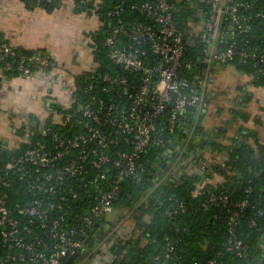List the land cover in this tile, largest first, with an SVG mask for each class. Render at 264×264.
I'll return each mask as SVG.
<instances>
[{
    "label": "built area",
    "instance_id": "1",
    "mask_svg": "<svg viewBox=\"0 0 264 264\" xmlns=\"http://www.w3.org/2000/svg\"><path fill=\"white\" fill-rule=\"evenodd\" d=\"M206 1L209 8L197 31L202 53L191 61L185 57L171 0L128 4L117 0L108 8H104L106 0H71L79 11H86L90 2L99 25L104 20L98 10L104 15L109 28L102 44L108 63L101 72L91 71L86 91L99 93L78 103L76 120L75 113L63 106L38 116L39 132L50 137V145L30 142L34 131L27 128L28 146L0 163V264H62L78 254L93 256L98 247L93 240L101 233L95 234V225L114 211L121 182L137 173L142 154L152 146L166 147L168 152L186 147L187 136L177 143L171 134L175 129L187 133L188 113L194 111L196 119L205 110L213 64L237 58L240 63L251 62L255 73L248 74L249 79L264 75V46L236 48L237 36L250 28L245 12L251 3ZM260 16L264 26V11ZM12 56L17 59L14 67L8 59ZM57 65L47 53H21L0 41L2 72L14 69L31 80L37 72L51 76ZM189 70H196V75L185 90L187 79L182 73ZM49 117L51 123L46 124ZM67 122L77 123L79 130L62 131ZM161 129L167 138L157 135ZM216 199L211 195V200ZM220 199L224 204L226 197ZM246 204H238L239 210ZM174 212L166 210L168 215ZM238 212L232 211L228 220L229 248L241 251L244 245L232 229ZM207 264L217 262L211 259Z\"/></svg>",
    "mask_w": 264,
    "mask_h": 264
},
{
    "label": "trees",
    "instance_id": "2",
    "mask_svg": "<svg viewBox=\"0 0 264 264\" xmlns=\"http://www.w3.org/2000/svg\"><path fill=\"white\" fill-rule=\"evenodd\" d=\"M23 1L27 7L42 6L47 11L62 5L59 0ZM116 1L106 0L104 8ZM131 1L126 0V4ZM171 1L175 6L174 20L183 33L185 57L193 61L202 53L197 31L205 21L204 11L209 8V3L206 0ZM247 1L252 5L245 12L250 28L237 36L236 48H261L264 46V26L260 12L264 11V0ZM90 7L91 3L87 2V12H90ZM98 13L104 24L95 31L92 47L95 71L101 72L108 63L102 42L109 24L105 23L101 10ZM0 41L4 40L0 38ZM16 51L46 53L19 47ZM8 59L14 67L16 57ZM213 65H230L246 75L255 73L251 62L240 63L237 58ZM3 72L8 76L17 75L14 69ZM195 73L196 70L183 71L187 79L185 90L191 87ZM90 75L91 72H85L74 77V104L68 111L75 113V120L80 113L78 103L92 93H99L86 91ZM210 76L211 70L209 81ZM249 82L254 89L264 90V75H256ZM208 99L209 95L205 110L199 112L198 118L195 119L194 111L188 113L187 133L175 129L171 134L177 143L188 137L181 152H168L166 147L152 146L138 159L140 168L137 173L121 182L114 211L95 225V234L99 231L103 234L95 235L93 244L98 242V247L94 255L86 258L84 254H78L68 263L65 259L62 264H207L211 259H215L217 264H264V141L259 142L255 131L245 127L251 111L247 109L244 98L228 109V119L222 122V126L206 127ZM54 108L61 110L60 105L55 104ZM34 119L35 125L26 127L22 124L18 132L23 134L30 128L34 131L29 135L30 142L50 145V137L39 132L38 117ZM45 122L51 123V118H46ZM61 130L71 133L78 131L79 126L67 122ZM157 135L168 137L163 129L158 130ZM28 144L23 142L8 149L0 143V163L11 160ZM217 155L223 156L217 159ZM211 195L217 199L211 200ZM223 196L226 197L224 204L220 199ZM243 201L247 204L239 210L238 204ZM168 208L176 209V212L168 215ZM234 210L239 212L232 229L244 245L241 251L229 248L231 233L228 220Z\"/></svg>",
    "mask_w": 264,
    "mask_h": 264
},
{
    "label": "crops",
    "instance_id": "3",
    "mask_svg": "<svg viewBox=\"0 0 264 264\" xmlns=\"http://www.w3.org/2000/svg\"><path fill=\"white\" fill-rule=\"evenodd\" d=\"M75 11L71 0L51 11L42 6L27 7L23 0H0V38L13 47L45 51L58 64L51 76L37 72L31 80L0 71V143L8 149L25 142L24 133L18 132L22 124L35 125L34 117L57 111L55 104L70 107L72 88L76 87L74 77L96 67L93 47L85 37L90 20ZM243 98L251 111L245 127L255 131L258 141L263 142L264 90L254 89L248 76L230 65L211 67L204 124L222 126L228 119V109ZM214 103L221 105L212 110Z\"/></svg>",
    "mask_w": 264,
    "mask_h": 264
},
{
    "label": "rangeland",
    "instance_id": "4",
    "mask_svg": "<svg viewBox=\"0 0 264 264\" xmlns=\"http://www.w3.org/2000/svg\"><path fill=\"white\" fill-rule=\"evenodd\" d=\"M75 13L80 14V17L82 18H87L88 20H90V27L87 29L86 33H85V37L86 40L89 42L90 46H92V44L94 43V37L95 36V31H96V25L98 26L99 22L98 21V16L96 15V13H94L93 11L91 12H87V11H75ZM258 91V90H257ZM221 104H217L214 103L211 105L212 110H216L218 108V106H220Z\"/></svg>",
    "mask_w": 264,
    "mask_h": 264
},
{
    "label": "water",
    "instance_id": "5",
    "mask_svg": "<svg viewBox=\"0 0 264 264\" xmlns=\"http://www.w3.org/2000/svg\"><path fill=\"white\" fill-rule=\"evenodd\" d=\"M169 105L171 106L172 105V101L169 103ZM71 257L67 258L66 259V263H68L70 261Z\"/></svg>",
    "mask_w": 264,
    "mask_h": 264
},
{
    "label": "flooded vegetation",
    "instance_id": "6",
    "mask_svg": "<svg viewBox=\"0 0 264 264\" xmlns=\"http://www.w3.org/2000/svg\"><path fill=\"white\" fill-rule=\"evenodd\" d=\"M100 27H101V25H98L97 27H96V31H98L99 29H100ZM248 95V94H247ZM103 254H104V252H103ZM104 258V257H103ZM102 258V259H103Z\"/></svg>",
    "mask_w": 264,
    "mask_h": 264
}]
</instances>
